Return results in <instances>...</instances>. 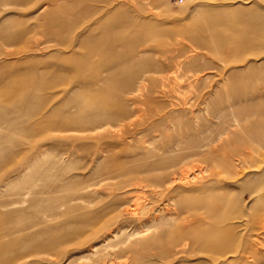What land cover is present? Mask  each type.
I'll return each instance as SVG.
<instances>
[{
	"label": "rangeland",
	"instance_id": "obj_1",
	"mask_svg": "<svg viewBox=\"0 0 264 264\" xmlns=\"http://www.w3.org/2000/svg\"><path fill=\"white\" fill-rule=\"evenodd\" d=\"M76 2L77 5L72 9L62 3H53L46 6L45 12L54 16H64L71 10V13L75 14V17H72L74 22L71 34L80 40V47L75 51L74 66L81 72L80 78L96 80L105 91L98 98L99 106L108 108L118 104V101L108 94L110 85L126 81L114 70L117 63L126 59L123 50L118 46L95 49L92 44L95 37L108 36L106 31H97V23L106 24L109 21V14L99 19L100 12L104 9L113 10L123 5L126 12L134 17L138 24L136 30L146 36L145 42L138 46L135 52L155 63V69H148L144 72L145 74H139L134 84L138 85L141 79H148L156 86L151 82H145L144 90L134 93V103L129 101V96L126 97L128 101L122 99L121 103H125L131 112V116L127 119L130 122L125 126L111 125L104 130L90 133L70 129L54 130L43 136L34 137L33 144L38 150L45 152L38 162L31 160L30 153L33 150L30 148L26 149L27 158L18 162V165L16 162H0V179L14 178L15 165L16 167L28 166L30 170L43 165L44 171L46 162L54 161L61 153L68 152V156L63 154L65 157L63 163L48 167L45 171V174L50 175L51 178L28 177L23 181L15 180L13 182L16 187H8L6 193L3 192L2 195V191L0 192V203L16 202L21 197L19 194L30 191L26 200L38 195L42 199L53 200V206L56 208V201L60 200L61 196L65 197L68 192H58L54 190V187L62 177H67L62 179L68 180L70 176H77L79 181H85L92 167L90 160L96 155L100 157L98 162L107 158V166L126 168L133 163L132 157L142 151L148 150L155 154L163 151H159L158 148H169V146V150L173 151L176 146L171 142L176 140H180L176 148L180 151L186 146L190 137L198 140L202 132H205L202 135L206 137L222 131V126L218 124L217 112L221 109L227 110L229 107L236 115L240 114L238 118H241L243 122L240 127L231 129L233 133H227L225 138L230 141L229 146L232 148L245 150L243 159L252 167L243 169L242 175L237 169L228 176L218 167L220 158H214L215 164L211 167L200 160H189L183 166V170L181 169L183 177L252 180L264 178V47L259 48L257 45V43H264V0H116L112 4H110L112 0H76ZM47 3L48 0H43V4L47 5ZM32 8L33 6L24 7L22 12L18 10L21 9L20 7L9 9L0 7V22L10 17L12 26L20 19L26 20L33 11ZM31 22L29 20L26 23ZM38 23L37 35L33 39L34 47L37 48L34 49L37 52L26 55L21 45H15L0 52V76L3 77V79L0 78V111L21 97L23 92L28 93L27 90H33L34 97H39L42 103L47 102L54 94L71 86L75 80L68 71L67 65H64L65 70L61 78L54 82L51 80L55 75L53 70L49 72L51 68L61 64L60 59L69 55V52L60 53L54 46L57 42H65L67 34L49 37L47 21L43 19ZM130 33L131 30L128 29L123 35L127 36ZM193 38L205 40L209 47L202 48ZM245 40L251 41L249 47L242 46ZM26 57L42 60L43 69L37 65L27 69L22 64ZM42 71L43 81L35 78ZM9 76L13 78L7 79ZM102 81H105V84H102ZM236 87H239L241 94L239 100L210 94L214 90L229 92ZM149 89H156L157 92L151 95L153 103L146 107L143 104L145 99L143 94ZM200 97L206 100L205 112L202 111L204 106L200 104ZM167 111L171 112L170 119H164L163 114ZM227 111L226 115H229L230 112ZM148 119L159 123L145 131ZM11 132V128L4 126L3 120L0 119V137ZM0 144H2L0 145L1 157H4L8 151L16 150L15 147L6 148L2 140ZM103 148L108 153L102 152ZM58 168H61V174L56 171L59 170ZM93 178H103V176L97 171ZM76 185H78L77 182L68 186L72 193L75 192ZM214 188V196H239L243 208L251 203L248 194L241 193L240 186L236 182L219 180ZM95 189L98 190L97 194L82 195L83 200L89 199L82 204H88L87 206L93 211L98 210L103 204V193L106 192L100 191L99 188ZM213 200L214 198L205 191V217L210 215L208 210H214ZM149 203V192L142 190L126 205L132 212H137L135 217H139V222L143 224L148 219L145 211ZM30 204L31 201L0 208V214L14 212L12 217H16L27 225L19 228L18 225H9L0 219V262L9 258L10 261L7 264H188L201 259L205 264H213L206 254L205 256L197 254L179 260L153 257L163 240L161 236L158 237L159 229L144 230L136 221L114 224V221L108 220L105 225L99 222L96 232L87 230L84 236L88 237L81 243L66 241L55 248L46 249L43 248V229L29 227V222L36 218L43 219V224L57 226L63 222H70L77 212L68 213L64 208L57 207L52 214L44 210L42 213V211L30 210ZM155 210V214H158V209ZM160 211L162 212V209ZM15 212H21V214ZM175 213L181 214L177 210ZM106 217L109 218L110 215ZM214 220L215 218L212 217L207 219V221ZM182 221L187 223L183 219ZM39 230H42V234L37 239L40 246L36 247L37 243L33 237ZM133 230L146 231L145 236H139L141 237L139 240L149 236H157L158 239L155 243L153 241L143 246L134 245L133 250L137 251V255V253H125V245L120 244L119 240L110 238L115 231L128 234L134 232ZM154 230L156 233L153 232ZM56 233H61V230L56 229ZM23 235H29L30 241H22L20 238ZM106 238L108 242L107 240L103 242ZM131 240H138V236ZM93 245L99 248L97 254L91 256L89 252ZM13 250L18 252L8 256L7 253ZM143 252L145 254L140 255ZM230 260V258L227 259L229 262Z\"/></svg>",
	"mask_w": 264,
	"mask_h": 264
},
{
	"label": "bare ground",
	"instance_id": "obj_2",
	"mask_svg": "<svg viewBox=\"0 0 264 264\" xmlns=\"http://www.w3.org/2000/svg\"><path fill=\"white\" fill-rule=\"evenodd\" d=\"M115 1L112 0L110 4ZM131 2L133 3V1ZM53 3H62L70 9L77 5L76 0H48L47 5L43 4V0H0V7L7 9L20 7L21 9L18 10L22 12L24 11L22 8L33 6V11L30 12V16L26 20L20 19L12 26L10 25L12 20L10 17H6L0 22V52L15 45L23 46V53L26 55L37 52L33 39L37 35L38 22L45 19L50 30L47 33L49 37L67 34L65 42L55 43L54 46L57 51L60 53L69 52L67 57L60 59L61 64L51 68L49 71L52 72L53 70L55 73L51 80L54 82V80L62 77V72L65 70L64 65H67L68 71L75 78L71 86L63 89L58 94H54L47 102L42 103L39 97H34L33 90H27L28 93L25 94L23 92L21 97L0 111V119L3 120L4 126L11 128L12 131L10 134L0 137V140H2L6 148H16V150L8 151L4 157L0 155L1 163L9 161L16 162L18 165V162L27 158L26 149L28 148L33 150V153H30L31 160L38 162L45 152L38 150L37 146L33 144V139L36 136L40 137L51 131L54 132V130L70 129L90 133L104 130L105 127L111 125H127L130 122L127 119L131 116V112L125 103H121L122 99L128 101L126 97L129 96V101L134 103V93L141 91L145 82H151L155 85L154 82L148 79H141L138 85L134 84V80L138 78L139 74L144 73L148 69H155L154 62L144 58V56L141 57L138 52H135L136 48L145 42L146 36L136 30L138 24L134 17L126 12L123 5L117 6L113 10L104 9L100 12L99 19L109 14V21L106 24L96 22L98 24L97 31H106L108 36L99 35L95 37L92 44L95 49H109L112 46H118L123 50L126 54V59L117 63L114 70L121 74L126 81L110 85L108 94L118 101V104L108 108L100 107L98 98L105 91L96 80L80 78L81 72L74 66L75 51L80 47V40L71 34L74 22L72 17H75V14L71 13V10L64 16L46 14V6ZM29 20L32 22L27 24L26 22ZM128 29L131 30V33L124 36V32ZM193 40L202 48H205V46L209 47L205 40L195 38ZM250 42L245 40L242 46L249 47L251 45ZM221 43L223 46V40ZM257 45L259 48L264 47V43H257ZM22 64L27 69L32 68L33 65L41 66L43 69V61L39 59L33 60L26 57ZM0 78L3 79L1 76ZM12 78V76H9L7 79ZM35 78L43 81V71ZM101 83L105 84V81ZM156 92V89H149L143 94L145 98L143 104L146 107L153 103L151 95ZM210 94L213 96L224 95L230 100H239L241 98L239 87L233 88L229 92L214 90ZM203 97H200L199 101L204 106L202 111L205 112L206 100ZM227 110H231L230 107ZM227 110L221 109L217 112L218 124L222 126V131L206 137L202 135L205 132H202L199 134L200 138L198 140L190 137L186 146L180 151L176 149L180 140H176L171 142L172 145L176 146L173 151L169 150L170 146L169 148H158L159 151H163L155 154L148 150L142 151L132 157L133 163L126 168L107 166V158L98 162L100 157L96 155L90 160L92 167L88 171L85 181H79L77 176H70L68 180L62 179L67 177H60L61 180L54 187V190L63 193L68 192V194H65V197L61 196L60 200L56 201V208H64L65 212L68 213L77 212V215L70 222H63L57 224V226L43 224V219L34 218L29 222V227L43 229V248H55L66 241L81 243L88 237L84 236L87 230L91 229L92 233L96 232L99 222L105 225L108 220L114 221V224L136 221L144 230L159 229L158 237L161 236L163 240L158 246L159 250L153 255L157 259L179 260L180 258H187L197 254H203L204 256L206 254L209 261L213 264H220L221 262L222 264H264V178H255L254 180L249 178L189 179L183 177V171L181 172V169L189 160H200L211 167V165L215 164L214 158H220L218 167L228 176L233 173V170L236 171L237 169L241 171L240 175H242L243 169L252 167V165H247V162L243 159V155L246 153L245 150L243 151L237 147L232 148V146H229L230 141L225 138L227 133H233L231 129L240 127L243 122L241 118H238L240 114L236 115L232 110ZM226 111L230 112L229 115H226ZM163 115L164 119L171 118L170 111L164 112ZM158 123V121L148 119L145 131L157 126ZM47 136L46 138H48ZM101 151L108 153L104 148ZM63 154L68 156V152H63L57 156L56 160L46 162L44 171L43 165L33 170H30L28 166L16 167L17 165H15L13 170L14 178L0 179L1 195L3 192L6 193L5 191H7L8 187H16L13 182L15 180L23 181L28 179V177L51 178L50 175L45 174V171L48 170V167L58 166L63 163L65 159ZM60 169L56 170L59 174L62 172ZM97 171L103 178H93ZM219 180L236 182L240 186L241 193L246 192L248 194L251 200L250 205L243 208V205L240 204L241 199H239V196H214V185L218 184ZM76 182L78 185H76L75 192L73 191L74 193H72L68 186ZM95 188L106 192L103 193V204L98 210L93 211L87 206L88 204H82L86 201L83 200L82 195L85 193L97 194L98 190ZM142 190H147L150 197L149 206L145 211L148 219L143 224L140 223L141 221L139 222V217H135L137 212H132L126 205ZM205 191L210 197L214 198L213 201L215 202L214 210L207 211L208 215L210 214L209 217H205ZM29 192L19 194V197H21L16 202L0 203V208L31 201L29 209L33 211H42L43 213L44 210V212L52 214L56 209L53 206V200H45L38 195L26 200ZM155 209H158V214H155ZM161 209L162 212L160 211ZM176 210L181 214L175 213ZM163 211L165 212L164 214ZM12 213L14 212L2 213L0 214V219L6 224L18 225L19 228L27 226L23 221H19L16 217L13 218ZM15 213L21 214V212ZM183 213H185V217H183ZM108 214L110 215L109 218L106 217ZM151 214L153 215L150 216ZM211 217L215 218V220L207 221ZM182 219L187 223H184ZM56 229L61 230V233L57 234ZM144 232L134 231L125 234L123 231H115L110 238L119 240L120 244H124L125 253L136 254L137 251L133 250L134 245L143 246L148 242L154 241L153 243H155V240L158 239L156 238L157 236H149L146 239L139 240V238L141 239L139 236L144 235ZM41 234L42 230H39L33 237L36 240L35 243H37L35 244L36 247L40 246L37 239ZM136 236H138V240H131ZM20 239L22 241H30L29 235H23ZM106 240L107 238L103 242H106ZM98 248L99 246L93 245L89 255L97 254ZM17 252L13 250L7 255ZM144 254L145 252L140 253V255ZM228 258L231 259L230 262L227 261ZM9 261L8 258L1 261L0 264H7ZM188 264H205V262L201 259H196L195 262Z\"/></svg>",
	"mask_w": 264,
	"mask_h": 264
}]
</instances>
